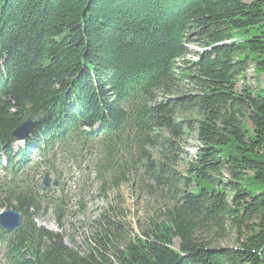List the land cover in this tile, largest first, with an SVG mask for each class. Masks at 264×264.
Listing matches in <instances>:
<instances>
[{"label":"trees","instance_id":"trees-1","mask_svg":"<svg viewBox=\"0 0 264 264\" xmlns=\"http://www.w3.org/2000/svg\"><path fill=\"white\" fill-rule=\"evenodd\" d=\"M263 30L264 0H0L9 168L25 120L44 117L28 150L57 136L91 141L83 129L101 124L102 195L137 180L151 200L139 234L119 208L102 211L82 252L38 227L43 189L14 173L0 212L29 220L0 231L2 264H264ZM64 217L54 215L60 227Z\"/></svg>","mask_w":264,"mask_h":264},{"label":"rangeland","instance_id":"rangeland-1","mask_svg":"<svg viewBox=\"0 0 264 264\" xmlns=\"http://www.w3.org/2000/svg\"><path fill=\"white\" fill-rule=\"evenodd\" d=\"M246 3L252 0H245ZM194 53L201 51L199 47H190ZM193 60L197 58L192 55L189 57ZM0 71L2 64L0 62ZM252 69L248 73L249 83L254 85ZM259 85L264 89V76L261 77ZM242 83L238 85L241 88ZM197 141L192 139L187 146L189 157L192 158L196 154ZM58 160V159H57ZM60 164L65 160L61 157ZM180 170L185 172V165H180ZM61 182V190L59 194L65 199V217L61 222V226L49 213L47 216H40L35 219L39 228H43L49 232L60 233L64 236L65 242L70 247L79 248L80 251L86 252V242H92L96 228L94 223L98 219L102 211H105L110 206L119 208L123 214L127 216V222L131 224L132 229L136 234H139V224L147 219L148 211L151 209L147 203L151 202L150 198L140 191L137 185V180H132L126 186H122L119 191H111L102 195V190L95 181V176L87 171H78L70 173ZM133 185V186H132ZM99 191V192H98ZM234 237L230 241H223L222 247L232 246ZM73 242V243H72ZM75 243V244H74ZM74 244V245H73ZM178 242L176 243V247Z\"/></svg>","mask_w":264,"mask_h":264},{"label":"water","instance_id":"water-1","mask_svg":"<svg viewBox=\"0 0 264 264\" xmlns=\"http://www.w3.org/2000/svg\"><path fill=\"white\" fill-rule=\"evenodd\" d=\"M41 120L42 118H37L35 122L31 120L24 121L22 123V126L13 134V136L18 140H22L26 138L29 135L31 128L34 125L40 123ZM45 183L49 185V182L47 180ZM21 220H22V214L16 213L14 211H7L0 215V224L3 227H6V229L8 230L18 228Z\"/></svg>","mask_w":264,"mask_h":264},{"label":"bare ground","instance_id":"bare-ground-1","mask_svg":"<svg viewBox=\"0 0 264 264\" xmlns=\"http://www.w3.org/2000/svg\"><path fill=\"white\" fill-rule=\"evenodd\" d=\"M250 17V16H249ZM239 30V29H238ZM259 30V29H258ZM241 31V30H240ZM264 31V30H263ZM253 32V31H252ZM259 33V32H258ZM241 34V33H240ZM254 34V33H253ZM262 35V34H261ZM246 37V36H245ZM228 39H230V38H228ZM206 44V43H205ZM208 44H211V43H208ZM242 44V43H241ZM245 47V46H244ZM248 48V47H247ZM263 51V50H262ZM252 55V54H251ZM257 57V56H256ZM245 68V67H244ZM255 71V70H254ZM241 76V75H240ZM74 78V77H73ZM259 78V77H258ZM231 83V82H230ZM259 89V88H258ZM158 187H160V186H158ZM164 190V189H163ZM255 228V227H254Z\"/></svg>","mask_w":264,"mask_h":264}]
</instances>
